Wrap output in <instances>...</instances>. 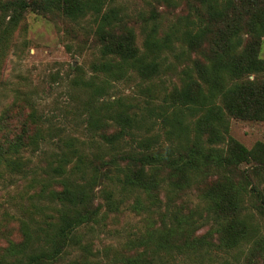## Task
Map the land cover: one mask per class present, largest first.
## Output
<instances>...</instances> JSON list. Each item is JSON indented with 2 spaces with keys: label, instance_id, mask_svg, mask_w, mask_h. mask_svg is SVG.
Returning a JSON list of instances; mask_svg holds the SVG:
<instances>
[{
  "label": "trees",
  "instance_id": "16d2710c",
  "mask_svg": "<svg viewBox=\"0 0 264 264\" xmlns=\"http://www.w3.org/2000/svg\"><path fill=\"white\" fill-rule=\"evenodd\" d=\"M152 1L140 49L106 0H0V70L33 12L90 19L100 54L92 69L102 76L81 82L94 153L34 107L17 129L9 110L1 114L0 186L21 176L30 194L16 217L0 214V264H264V192L234 173L263 168L264 144L247 149L228 122L264 121V0ZM159 7L187 14L162 29ZM169 55L183 64L172 89ZM131 75L145 84L141 103L104 99ZM191 191L195 203L179 200ZM127 216L140 225L118 237L110 226Z\"/></svg>",
  "mask_w": 264,
  "mask_h": 264
},
{
  "label": "rangeland",
  "instance_id": "374dc122",
  "mask_svg": "<svg viewBox=\"0 0 264 264\" xmlns=\"http://www.w3.org/2000/svg\"><path fill=\"white\" fill-rule=\"evenodd\" d=\"M108 7H116L125 14V20L135 31L136 46L142 49L143 22L141 17L148 16L153 8L152 0H106ZM156 6L154 5V8ZM161 13L162 29L173 22L178 15L187 14V10L176 11L156 8ZM94 25L90 19L70 22L59 16L43 17L30 12L24 16L17 29L8 54L3 59L0 70V116L6 110L11 127L18 128L19 123L34 107L37 112L50 119L56 127L62 129V134L71 136L86 143L87 152H96L97 137H92L85 128L86 112L80 107V102L87 98V93L81 82L95 78L100 82L102 76L93 73L92 66L100 61L99 44L93 36ZM260 57L264 59V38ZM168 62L175 66L170 73L164 75L166 87L172 89L178 85L180 64L169 55ZM260 79L264 75L259 74ZM248 80H253L250 75ZM145 85L138 77L131 75L123 82L113 83L105 93L104 99L115 100L123 98L132 104L141 103L143 95L140 87ZM229 135L247 149L256 143L264 144V121L254 122L228 118ZM37 162V157L33 158ZM40 165V162H37ZM253 163L241 164L237 171L248 175V187H256L264 192V167L256 172ZM27 180L16 176L7 179L0 186V214L4 211L11 216L20 214V205L27 204L30 192ZM197 193L191 191L179 200L188 204L195 203ZM179 201V202H180ZM18 211V213H17ZM120 224L110 226L119 229L122 236L130 228L140 225V218L127 216L120 218ZM7 231L11 239L20 240L18 224L8 219ZM103 243L109 242L108 236H101ZM101 245H99L100 247Z\"/></svg>",
  "mask_w": 264,
  "mask_h": 264
}]
</instances>
